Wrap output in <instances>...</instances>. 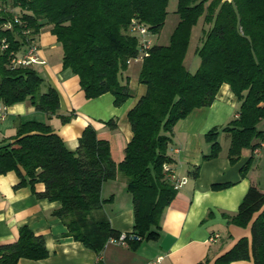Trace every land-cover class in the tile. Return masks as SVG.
I'll use <instances>...</instances> for the list:
<instances>
[{"label":"trees","instance_id":"16d2710c","mask_svg":"<svg viewBox=\"0 0 264 264\" xmlns=\"http://www.w3.org/2000/svg\"><path fill=\"white\" fill-rule=\"evenodd\" d=\"M168 0H0V102L5 105L29 100L49 117L58 114L62 123L71 114H59V95L33 65L14 59L31 46L44 26L63 49L62 66L79 78L85 97L105 92L121 105L130 95L124 71L128 60L139 56V36L132 20L158 33L167 15ZM207 0H178L179 21L167 45L151 44L141 56L138 80L146 92L127 112L132 137L124 157L116 162L109 141L99 138L92 124L84 126L78 145L68 149L62 137L47 122H18L15 133L0 144V174L15 171L19 188L30 185L38 198L58 200L52 215L61 219L67 235L100 254L114 229L103 210L101 187L120 172L133 202L134 223L125 232V243L136 248L143 240L159 237L163 209L177 189L166 177L165 162H171L167 146L174 125L196 107L209 106L223 83L240 102L238 115L223 127L204 133L210 144L203 159L216 157L220 131L230 135L227 157L235 163L242 150L251 152L264 132L257 123L264 118V0H209L205 23L196 53L195 71L184 64L192 26ZM139 59V58H138ZM116 128L114 118L106 121ZM252 154L240 167L241 176L250 168ZM199 165L191 172L198 174ZM43 189L36 190L35 184ZM229 183H215V189ZM227 222L250 226V238L240 237L220 254L214 264L252 260L264 264V190L251 184L234 214L223 213ZM43 235L27 225L19 228L15 241L0 244V264H17L19 259L47 257ZM207 259L196 264H206Z\"/></svg>","mask_w":264,"mask_h":264},{"label":"crops","instance_id":"0c3cea01","mask_svg":"<svg viewBox=\"0 0 264 264\" xmlns=\"http://www.w3.org/2000/svg\"><path fill=\"white\" fill-rule=\"evenodd\" d=\"M42 30L35 36L39 61L33 66L57 90L59 114L73 115L62 123L58 114L49 117L36 110L29 100L11 105L0 102V144L15 133L18 122L35 120L49 123L62 137L65 146L74 150L84 126L92 124L97 136L109 141L114 161H121L124 148L132 137L127 112L146 92V85L138 80L141 62L135 67L131 66L132 59L128 62L124 76L128 78L130 95L121 105L114 104L110 92L87 98L80 88L78 76L62 66L61 44L50 29ZM239 105L229 85L223 83L211 105L192 109L174 125L167 146L169 163L174 172L187 177V181L163 209L158 238L143 240L136 248L125 242L108 241L97 254L67 235L61 219L52 215V211L61 205L60 201L36 197L28 184L14 188L19 177L11 170L0 174V244L15 241L19 228L27 225L33 232L43 235L48 255L38 260L21 258L17 264H146L158 256L161 259L157 264H196L205 259L208 260L206 264H214V260L240 237L250 238L251 235L249 225L241 227L229 223L223 213L237 211L251 184L264 190V140L252 152L249 148L243 149L239 160L231 163L227 157L230 135L220 131L218 138L227 135L229 138H225V143L219 139V154L210 159L202 158L210 150L204 133L213 126L223 127L235 118ZM110 118L115 120V129L106 123ZM257 128L264 132V118L257 123ZM251 154L250 168L245 176H241L240 167ZM192 165H199L196 176L191 172ZM215 183L229 185L215 189L212 187ZM35 189L42 190L43 184H35ZM100 194L111 226L121 232H130L134 223L133 202L125 177L118 172L114 178L105 180ZM229 264L253 262L244 259Z\"/></svg>","mask_w":264,"mask_h":264},{"label":"rangeland","instance_id":"374dc122","mask_svg":"<svg viewBox=\"0 0 264 264\" xmlns=\"http://www.w3.org/2000/svg\"><path fill=\"white\" fill-rule=\"evenodd\" d=\"M209 0L204 2V9L201 15H199L197 21L191 28L190 32V38H189V44L185 53L184 57V64L186 68L190 71H195V69L198 67L200 63V57L196 53V48L200 45L203 30L207 29L209 27V24L205 23L204 21V15L206 12V6L208 4ZM179 12H178V0H168L167 1V15L165 17V21L163 26L161 27L160 31L158 33H152L149 31L147 38L150 39L151 43L155 44H162L167 45L170 42V37L172 32L174 31V28L176 27L178 21H179ZM49 30L48 26H44L42 32H45ZM131 61V58L128 60V62ZM131 66L135 67L140 64L141 60L134 59L131 61ZM130 75H133V70L129 71ZM227 135V133H226ZM225 138H229V135H227ZM225 138L220 137V141L225 143Z\"/></svg>","mask_w":264,"mask_h":264},{"label":"built area","instance_id":"2783aa9c","mask_svg":"<svg viewBox=\"0 0 264 264\" xmlns=\"http://www.w3.org/2000/svg\"><path fill=\"white\" fill-rule=\"evenodd\" d=\"M132 30L139 36V56L136 57V59L141 58L142 54L146 53V50L150 47L152 44L150 39L147 38L148 35V29L145 25L140 24L136 20H132ZM16 64H23V65H33L35 62H38V57L36 55V46H31L24 54L16 57L14 59ZM44 62V61H42ZM163 169L165 171L166 177L172 182L173 187L175 189H178L181 187L183 183L187 181V177L185 176H178L174 170L172 169V166L170 163L165 162L163 164ZM126 238L125 232H121L118 238H111L110 241L124 243ZM161 259V256L156 257L154 260L148 261L146 264H157L158 261Z\"/></svg>","mask_w":264,"mask_h":264}]
</instances>
